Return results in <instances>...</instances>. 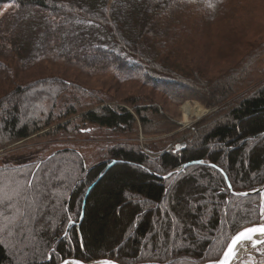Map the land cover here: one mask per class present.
<instances>
[{
	"label": "trees",
	"instance_id": "obj_1",
	"mask_svg": "<svg viewBox=\"0 0 264 264\" xmlns=\"http://www.w3.org/2000/svg\"><path fill=\"white\" fill-rule=\"evenodd\" d=\"M240 2L0 0L12 14L10 29L0 28V150L35 135L174 130L149 98L111 100L50 72L59 61L162 92L178 87L170 98L179 104L196 88L214 108L154 151L127 140L91 143L85 155L66 142L34 163L0 166V264H205L221 257L233 234L259 223L261 195L234 192L264 183V83L252 77L264 42L222 71L201 65L198 44L216 19L237 16ZM32 11L39 16L25 39L15 29ZM36 70L44 72L25 77ZM176 143L185 145L173 151Z\"/></svg>",
	"mask_w": 264,
	"mask_h": 264
},
{
	"label": "rangeland",
	"instance_id": "obj_2",
	"mask_svg": "<svg viewBox=\"0 0 264 264\" xmlns=\"http://www.w3.org/2000/svg\"><path fill=\"white\" fill-rule=\"evenodd\" d=\"M237 16H227L224 18L216 19L214 24L211 25L210 32L206 30L204 35L199 40L200 45L199 54L201 56V65L220 68L217 70L222 71L225 68H229L236 62L247 50L248 46H253L254 43L264 42V0H240ZM243 1V4L241 5ZM9 6H5L0 10V28L2 30L10 29L12 24V14L9 11ZM36 11L31 13H23L25 20H22L17 26L16 31L21 36L31 38V35L35 32L34 20L37 19L39 14ZM34 18L33 20H31ZM208 33V34H207ZM259 59L260 64H256L254 68L255 72H252V77L258 81L264 83V55ZM46 66V65H44ZM45 68V67H44ZM42 69V68H40ZM216 70V71H217ZM49 71L58 74L68 80H75L77 83L94 90L101 91L104 95L111 100L127 102V100L135 99L136 97H147L152 102L154 108H158L162 114L170 119L171 127L174 130L171 133L158 134L152 131L151 133H145L141 129H138L133 135H122L119 137L110 135L109 137H92L84 136L82 138H66L61 137L57 139L45 138V136H33L30 139L19 141L8 145L0 150V166L9 164L12 166H18L26 163H34L37 161L41 153H50L56 149L58 143L70 142L75 144L78 149L84 152L85 155H89L93 149L89 147V144L121 141L132 142L144 150L154 151L155 145L164 142L169 136L174 134H183L186 129L196 127L200 125L206 117L212 113L214 108L208 107L206 100L200 98L198 89H186L181 91L183 96L188 97L180 104L175 103L170 98V95L174 96L179 94L180 89L178 87L167 88L164 92L151 89L149 86L142 84L139 80H119L115 78L111 73H95L88 72L83 64H72L69 62L59 61L54 67L50 66ZM44 71L36 70L25 75L27 79H31L39 76ZM257 81V82H258ZM261 83V84H262ZM260 85V84H258ZM177 89V90H176ZM180 92V93H181ZM181 93V94H182ZM34 94V91H30L23 99L19 100V107L22 108V104L28 101ZM127 99V100H126ZM201 107L206 112L205 114L197 118L194 115H187L189 124L186 126L180 123L184 120V108ZM98 106L94 105L90 109H94ZM51 146L48 150L43 151L44 148ZM93 146V145H92ZM94 147V146H93ZM151 171V169H150ZM155 174V172H153ZM195 179H198L199 175L193 173ZM1 183H5L3 180ZM202 184H209V181H201ZM9 188V187H8ZM209 198L204 196V199ZM261 202L263 204L262 213L260 214V221L264 219V192L261 194ZM138 204L144 206L141 201H137ZM200 206V202L196 207ZM205 229V226H203ZM197 235V231L194 230ZM202 236H206L205 232H202ZM246 255L236 260L233 264H264V244H260L254 248H249ZM116 261V260H114ZM117 262V261H116ZM119 263V262H118ZM25 264V263H24ZM120 264V263H119Z\"/></svg>",
	"mask_w": 264,
	"mask_h": 264
},
{
	"label": "water",
	"instance_id": "obj_3",
	"mask_svg": "<svg viewBox=\"0 0 264 264\" xmlns=\"http://www.w3.org/2000/svg\"><path fill=\"white\" fill-rule=\"evenodd\" d=\"M184 146V143L182 144V147ZM179 147H175L174 151H177ZM193 164H196V162H191V163H188V164H184V165H181L180 167L170 171L166 176H170L172 174H175V173H178L180 172L181 170H183L185 167L189 166V165H193ZM264 192V183L253 189V190H250V191H241V192H234L235 195H238V196H250V195H255V194H261ZM260 227H264V224L263 223H259L257 225H252V226H249V227H245L241 230H239L237 233H235L227 247L225 248L223 254L221 255L220 259L215 261V262H210V263H206V264H220V262L222 260H224V255H225V252L228 250L229 248V245L232 244V241L233 239L239 234V233H242V232H245L247 229H250V228H260ZM255 236H259L257 239H255L254 237ZM242 241H249L248 243V249L249 248H253L255 247L256 245H259V244H263L264 243V233H260V232H257L255 234L252 235V239H243L241 241H239L238 243L242 242ZM255 242V243H254ZM238 243L234 246V256H231L229 257V260H228V264H232V262L234 261L235 259V255H236V252H235V249H236V246L238 245ZM60 264H119L118 262H115L113 260H107V259H104V260H100V261H92V262H81V261H78V260H74V259H66L64 261H62V263Z\"/></svg>",
	"mask_w": 264,
	"mask_h": 264
},
{
	"label": "bare ground",
	"instance_id": "obj_4",
	"mask_svg": "<svg viewBox=\"0 0 264 264\" xmlns=\"http://www.w3.org/2000/svg\"><path fill=\"white\" fill-rule=\"evenodd\" d=\"M205 112L206 111L201 107H195V108L193 107L192 108L190 106H186L184 108V114H185L184 117L185 118L180 124L183 126H186L189 124V120L187 118V115H192V116L194 115L195 117L200 118L205 114ZM262 222L264 223V219ZM258 237L259 236H255L254 238L257 239ZM248 243H249V241H242V242L238 243V245L236 246V249H235L236 255H235L234 262L236 260L240 259L242 256L247 254V252L249 251L248 250Z\"/></svg>",
	"mask_w": 264,
	"mask_h": 264
},
{
	"label": "snow or ice",
	"instance_id": "obj_5",
	"mask_svg": "<svg viewBox=\"0 0 264 264\" xmlns=\"http://www.w3.org/2000/svg\"><path fill=\"white\" fill-rule=\"evenodd\" d=\"M260 232L264 233V227L260 228H250L247 229L245 232L239 233L232 241V244L229 245L228 250L225 252L224 260L220 262V264H228L229 257L234 256V246L243 239H252V235ZM255 243V242H254Z\"/></svg>",
	"mask_w": 264,
	"mask_h": 264
}]
</instances>
